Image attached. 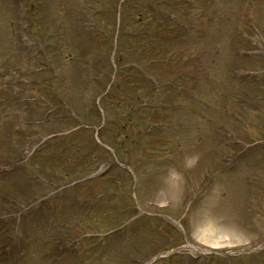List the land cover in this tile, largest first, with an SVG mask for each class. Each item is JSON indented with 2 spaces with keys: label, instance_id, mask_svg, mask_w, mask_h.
<instances>
[{
  "label": "rangeland",
  "instance_id": "rangeland-1",
  "mask_svg": "<svg viewBox=\"0 0 264 264\" xmlns=\"http://www.w3.org/2000/svg\"><path fill=\"white\" fill-rule=\"evenodd\" d=\"M0 264H264V0H0Z\"/></svg>",
  "mask_w": 264,
  "mask_h": 264
},
{
  "label": "bare ground",
  "instance_id": "bare-ground-1",
  "mask_svg": "<svg viewBox=\"0 0 264 264\" xmlns=\"http://www.w3.org/2000/svg\"><path fill=\"white\" fill-rule=\"evenodd\" d=\"M208 220L211 221V222H208L210 227L208 228L207 225H205V229L203 231H206V230L210 229V231L215 232L216 230H218L217 227H213V224L215 222V218L211 217V220L210 219H208Z\"/></svg>",
  "mask_w": 264,
  "mask_h": 264
}]
</instances>
